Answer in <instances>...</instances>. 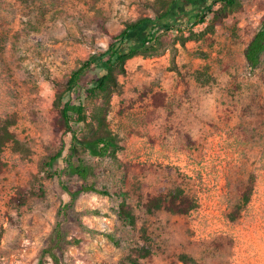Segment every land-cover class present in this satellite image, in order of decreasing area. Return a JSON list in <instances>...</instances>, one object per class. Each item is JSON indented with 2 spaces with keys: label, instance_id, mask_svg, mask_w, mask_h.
Here are the masks:
<instances>
[{
  "label": "rangeland",
  "instance_id": "rangeland-1",
  "mask_svg": "<svg viewBox=\"0 0 264 264\" xmlns=\"http://www.w3.org/2000/svg\"><path fill=\"white\" fill-rule=\"evenodd\" d=\"M214 1H196L205 6V22L190 20L185 1L177 8L180 16L166 24L157 22L153 0H0V118L16 115L11 129L19 140L0 154L6 164L0 173V264H42L58 210L70 199L63 186L83 184L110 194H80L76 208L91 210L82 216L86 228L70 221L58 261L48 257L43 264H125L144 227L153 241L144 264H264V51L256 68L244 56L263 25L264 0H238L237 10L214 33L186 39L205 28L221 6L216 3L210 12L206 6ZM144 16L159 27L156 41L148 44L154 47L127 61L121 91L111 101L109 124L123 146L119 159L85 153L91 167L86 179L65 172L63 157L49 166L61 142L53 131L56 88L43 71L64 79L79 61L108 48V33ZM152 23L131 33L123 47H142ZM174 65L187 85L179 82ZM104 67L94 65L83 74L77 97ZM145 87L166 92V105L153 107L149 96L142 97ZM86 102L91 105L90 98ZM74 129L82 136L79 124ZM64 140L69 147L72 134ZM124 164L134 231L115 213ZM250 179L251 197L243 204ZM20 185L43 193L16 206L10 198ZM176 186L195 199L194 209L145 211L148 194Z\"/></svg>",
  "mask_w": 264,
  "mask_h": 264
},
{
  "label": "trees",
  "instance_id": "trees-1",
  "mask_svg": "<svg viewBox=\"0 0 264 264\" xmlns=\"http://www.w3.org/2000/svg\"><path fill=\"white\" fill-rule=\"evenodd\" d=\"M192 0H153L152 8L156 13L157 22L166 24L174 16L179 3ZM202 2V1H201ZM191 3V2H190ZM196 3V2H195ZM221 3V6L213 11V6ZM238 0H215L213 4L206 7L212 12L211 19L206 23L205 28L200 32H190L186 39L201 40L209 33H214L216 27L223 23L224 19L237 10ZM204 8L194 13L190 20L195 24L205 22L207 14ZM147 21L153 22L152 17H138L133 21L126 22L124 28L118 34H109L112 41L108 48L97 54L92 53L86 60L79 61L64 79H57L49 70H45L44 78L55 88L56 94L53 100V109L57 112L53 120V131L57 139L61 142V147L52 156L49 166L63 157L65 163L64 170L67 173L77 175L86 179L91 173V167L86 163L85 153L96 157H110L118 160L117 152L123 148L120 139L115 134L109 124V114L111 111V101L115 94L121 91L122 84L120 76L127 73V61L140 53L150 51L154 45L149 43L156 41V33L159 29L157 24L151 26L150 32L143 37L142 47H123V43L128 36L141 29ZM164 21V22H163ZM185 42V39H183ZM148 46V48H146ZM264 51V22L260 29L252 36L244 48V56L250 67L256 68L260 64V56ZM105 63L103 72L96 78L94 85L86 88L85 94L77 97L76 88L79 86L83 74L94 65L101 66ZM171 68L177 69L179 82L187 85L185 75L174 65ZM188 87L185 88L187 92ZM151 89L146 87L142 92V97L151 93ZM152 104L155 107L165 105L166 93L162 91L151 94ZM90 98L89 106L86 100ZM86 99V100H85ZM16 123V115L11 114L5 118H0V154L6 146L18 145L19 140L12 131V126ZM74 124H79L83 130L82 136H78ZM72 134V141L69 147L64 140L68 134ZM6 164L0 159V173L3 172ZM125 173L122 178V188L116 192L118 205L115 209L117 219L124 227L134 231L137 227V218L129 203V190L125 188L128 166L123 165ZM60 175V173H58ZM70 199L60 206L56 222L50 233L49 244L44 248L41 255V263L49 257L58 261V252L64 251V246L68 242L69 222L73 221L79 226L86 228L82 216L91 213V210L80 211L76 208V202L83 192H94L109 195L105 189H98L93 184H83L80 188L74 189L68 185L63 186ZM253 188V180L250 179L242 193V202H249ZM36 192L30 185H20L10 198V203L16 206H24L29 197L33 194H42V188ZM196 206L195 199L189 195L184 188L176 186L166 192L150 193L143 203V208L149 214L159 210L169 211L175 214H187ZM98 213L97 211H94ZM116 244L119 245L114 234H107ZM153 254V241L144 227L138 236V240L131 246L126 257L125 264H144L143 260L149 259Z\"/></svg>",
  "mask_w": 264,
  "mask_h": 264
},
{
  "label": "flooded vegetation",
  "instance_id": "flooded-vegetation-1",
  "mask_svg": "<svg viewBox=\"0 0 264 264\" xmlns=\"http://www.w3.org/2000/svg\"><path fill=\"white\" fill-rule=\"evenodd\" d=\"M197 1V0H196ZM195 1V2H196ZM195 2H192V3H190V5H191V10L189 11V10H186V11H189V12H192V15L194 14V13H197V12H199L201 9H203L205 6L204 5H201L200 4V2L199 3H196V5L194 4ZM179 14H181V13H179L178 12V9H176V11H175V13L173 14V16H180ZM192 16H190V18H191Z\"/></svg>",
  "mask_w": 264,
  "mask_h": 264
},
{
  "label": "crops",
  "instance_id": "crops-1",
  "mask_svg": "<svg viewBox=\"0 0 264 264\" xmlns=\"http://www.w3.org/2000/svg\"><path fill=\"white\" fill-rule=\"evenodd\" d=\"M122 29H123V28H122ZM122 29H120V31H121ZM117 34H118V33H117ZM126 74H127V73H126ZM145 88H146V87H145ZM145 88H144V89H145ZM148 88H149V87H148ZM151 91H152V92H151V93H150L148 96H149V97H150V99H151V100H150V102H151V105H152L153 107H155V106L152 104V97H151V94H152V93H154V92L161 91V90H158V91H157V90H155V91H153V90L151 89ZM162 92H164V91H162ZM165 93H166V92H165ZM148 96H146V97H148ZM166 96H167V94H166ZM143 98H145V97H143ZM165 105H166V99H165ZM163 106H164V105H163ZM159 107H162V106H159ZM159 107H155V108H159Z\"/></svg>",
  "mask_w": 264,
  "mask_h": 264
}]
</instances>
